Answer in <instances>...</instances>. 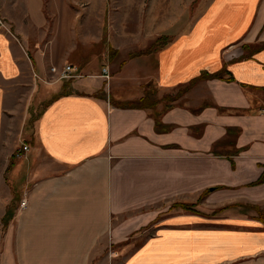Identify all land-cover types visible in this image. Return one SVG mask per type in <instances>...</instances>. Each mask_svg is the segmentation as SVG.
Listing matches in <instances>:
<instances>
[{
    "label": "crops",
    "instance_id": "obj_1",
    "mask_svg": "<svg viewBox=\"0 0 264 264\" xmlns=\"http://www.w3.org/2000/svg\"><path fill=\"white\" fill-rule=\"evenodd\" d=\"M26 4L23 18L12 11H6L7 20L0 18L6 25L0 23V140L7 119L17 117L28 145L12 156L13 163L16 155L21 158L18 170H26L28 178L25 187L16 188L19 210L1 264H91L101 239L126 242L155 215L113 224L116 214L163 197L192 201L197 190L215 184L223 186L207 199L220 207L219 217L205 222L197 213L167 216L123 264H264V182L250 184L264 171V112L249 107L253 97L244 90L264 86V46L237 59L230 55L240 46L230 54L222 51L242 37L255 10L244 40H264V0H212L187 32L174 38L160 34L171 43L143 54L131 53L141 47L139 37L115 51L119 46L101 2ZM126 51L130 59H118ZM65 64L75 65L80 76L47 81L55 92L34 127H25L36 76L49 78L52 65ZM225 66L235 82L202 83L209 92L204 97L211 94L227 107L223 113L215 107L196 112L204 102L200 84L181 98L172 96L173 104L166 106L162 95L147 101L128 94L137 90L131 86L139 78L163 91L209 67ZM112 84L125 87L119 94L126 95L113 97ZM152 108L161 112L162 130L156 129Z\"/></svg>",
    "mask_w": 264,
    "mask_h": 264
},
{
    "label": "rangeland",
    "instance_id": "obj_2",
    "mask_svg": "<svg viewBox=\"0 0 264 264\" xmlns=\"http://www.w3.org/2000/svg\"><path fill=\"white\" fill-rule=\"evenodd\" d=\"M46 1L49 2L50 0ZM81 1L82 4H84L86 1L88 2L89 0ZM93 1L94 4H99L101 2L102 5L106 6H102V9H106L105 14L107 22L112 23L111 26L112 31L114 33L113 38H115L116 44L118 43L119 46L116 47L115 51L118 52L119 48L123 49L124 47H127V45H129L128 42L133 41L132 38L139 37V39H141V47L137 49L134 48L131 53L137 52V54H143L144 51L145 53H150L151 50H153L151 49L150 51L146 52V50L150 46L151 41L160 34L170 33L172 35V38H174V36L177 34L187 32L189 28L192 27L193 23L197 21L207 11L212 0ZM26 2L27 0H0V18H3V20H7V18L5 17V15H7L6 11H12L17 15H22L23 18V16H25V11L27 7ZM257 12L258 10H255L253 18L250 20L249 24L243 31L244 33L242 34V37L236 41L237 43H231L228 46L226 45L222 50L224 53L225 51H228V53L230 54L231 50H237L236 48L240 46L241 49H238L240 50V53H238L237 55V50L236 55L230 56H233L234 59L242 57H251L249 55V52H252V49H254V47L258 49L264 46V40L262 39H256L255 41H253V39H249L250 41H245L248 38L249 33L251 32L252 26L254 25V22L257 17ZM0 22L2 25H5V23H3L1 20ZM171 41V37H167L164 39L162 44L158 45V47L160 48L168 46L167 44L171 43ZM249 48H251L250 51H248ZM124 57L125 59H130V53L126 51V55H120L118 59H122ZM55 77L56 76L53 73H51L49 78H40L39 76H36L37 88L35 94L30 96V99H33V107L31 106L29 109L30 115L26 120L25 127H34L36 123L35 121L37 119V114L43 107L45 100L50 98L51 95L55 92L54 88L56 86L52 84L49 85L47 81L56 82ZM195 77L196 79L194 80L193 84L191 81H187V83H185L184 85H180L179 87H175L174 89L172 88L169 90L165 88L163 89V91L159 88L155 89L153 82H149L146 84L147 79L139 78L135 80L134 84L131 86V89L137 90L128 94H132L133 96L141 95V98L139 99L146 98L147 101H150V99H153V97L157 95H162L164 96L163 105L166 106L173 104V100H171L172 96H177L178 98H181L189 91L191 86H199L200 84V97L201 99H203L204 102H201V104H197L195 109L196 112L201 111L205 107H215L220 113L226 112L227 107L219 105L213 95L210 94L204 97V95L209 92L207 88L202 85L203 81H209L214 79H220L224 83L235 82V79L231 80V77H229V73H227L226 71V66L221 67L219 69L209 67L206 71H201V73ZM68 79L72 78H62L60 80L64 81ZM138 81L142 82L138 83ZM60 83L62 84V82H59L58 84ZM127 83H125L124 81V83L122 84ZM246 86L247 85H245L244 90L247 92V94H249L250 99L253 97V99H251L252 102L250 101L251 106L249 107H252L253 105L254 108L257 107L256 111L260 110L264 112V86H258L256 88ZM111 87L113 89V97H121L126 95V93H123L125 95H123L122 93L119 94L120 90H125V87L117 84H112ZM116 90L117 93H115ZM218 90L219 89L217 88V91ZM254 98L258 99L257 102L254 101ZM151 104L156 105L157 103L155 100H152ZM237 109L241 108H236V110ZM152 110L153 111L151 112V115L154 117L156 114L155 108H152ZM231 111H235V109H231ZM239 111L245 112L247 110L243 109ZM21 122L22 120L17 117L7 119V121L5 122V134L2 140H0V264L1 254L4 251L5 237L10 227H12L13 223L15 222L19 210V198L17 196H19L20 190L16 188L25 187L28 178L26 170H18L17 164L21 161V158L16 155V157H14L13 163L12 157L14 156L13 154L16 153V151L14 150L20 148L24 145V143H26V140L24 139L26 130L21 126ZM241 130L242 129L240 128V131ZM18 136L21 137L18 138ZM219 143L220 142L217 141L213 144L212 152L215 155H218L216 149L221 148ZM13 176L17 178L14 180V182L12 179ZM13 183H15L16 186ZM210 187L213 188V186ZM208 188L209 187H204L202 189L197 190L196 194L192 195V201H185L180 198L173 199L171 197H163L160 198V200L145 201V203H142L136 207L116 214L115 217H113L112 219L113 224H119L125 219H128L132 216L135 217V215H139L137 218H140V214L142 213H155L154 216H149L148 221H146V225L140 227V230L137 229L133 231L130 235V238L126 242L123 241L111 243L108 236H105L103 239H101L91 256V264H123L125 258L132 251H134V249L140 246L145 239L151 236H155L158 230L157 226L162 224L167 216L181 213H197L202 216L200 220L205 222H209V219L211 218L214 219V217H219L220 207L218 205L213 206V203L207 199V196L212 193L213 189H211V191L205 194V190ZM176 203L179 205H177ZM192 204H194V208L191 210L190 206Z\"/></svg>",
    "mask_w": 264,
    "mask_h": 264
},
{
    "label": "built area",
    "instance_id": "obj_3",
    "mask_svg": "<svg viewBox=\"0 0 264 264\" xmlns=\"http://www.w3.org/2000/svg\"><path fill=\"white\" fill-rule=\"evenodd\" d=\"M51 69H52V73L56 76L57 79L73 78V77H77V75L79 74L77 67L73 64H65L61 67L57 65H52ZM103 75L105 77H109L110 74L107 67L103 68ZM27 148L28 145L23 146V149H27ZM26 205H27V200L26 199L21 200V207H25Z\"/></svg>",
    "mask_w": 264,
    "mask_h": 264
},
{
    "label": "trees",
    "instance_id": "obj_4",
    "mask_svg": "<svg viewBox=\"0 0 264 264\" xmlns=\"http://www.w3.org/2000/svg\"><path fill=\"white\" fill-rule=\"evenodd\" d=\"M165 38H167V36L166 35H161V36H159L158 37V39L157 40H155L150 46H149V48L146 50V52H148V51H150L151 49H156L157 47H158V45H160V44H162V43H160V40H162V39H165ZM140 53H143V52H140ZM144 53H145V51H144ZM201 76V75H200ZM208 77V76H207ZM196 79V77H194V78H192L190 81L192 82V84L194 83V80ZM231 80H234V78H231ZM154 119H155V123H156V129L157 130H162V126H163V122H162V119H161V112H159V113H156L155 114V116H154ZM170 128H171V126H170ZM169 128V129H170ZM164 130H167V129H164ZM232 161H233V167L235 166V163H234V160L232 159ZM262 182H264V171H263V173H262V175L260 176V178H258L256 181H254V182H251L250 184H259V183H262ZM223 185H215V186H213V189H217V188H220V187H222ZM211 189H212V187H209L208 189H206L205 190V194H207L209 191H211ZM18 198L20 197V196H17ZM177 204V203H176ZM177 205H179V204H177ZM190 208H191V210L194 208V204H192L191 206H190Z\"/></svg>",
    "mask_w": 264,
    "mask_h": 264
},
{
    "label": "bare ground",
    "instance_id": "obj_5",
    "mask_svg": "<svg viewBox=\"0 0 264 264\" xmlns=\"http://www.w3.org/2000/svg\"><path fill=\"white\" fill-rule=\"evenodd\" d=\"M78 76H80V74H78L77 77H78ZM109 77H110V75H109ZM109 77H106V78H109Z\"/></svg>",
    "mask_w": 264,
    "mask_h": 264
},
{
    "label": "water",
    "instance_id": "obj_6",
    "mask_svg": "<svg viewBox=\"0 0 264 264\" xmlns=\"http://www.w3.org/2000/svg\"><path fill=\"white\" fill-rule=\"evenodd\" d=\"M213 189V188H212Z\"/></svg>",
    "mask_w": 264,
    "mask_h": 264
}]
</instances>
